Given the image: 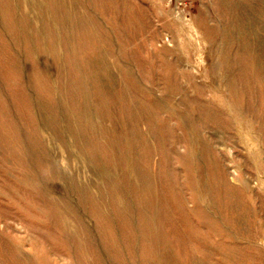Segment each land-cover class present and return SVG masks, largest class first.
Wrapping results in <instances>:
<instances>
[{
    "label": "rangeland",
    "instance_id": "1",
    "mask_svg": "<svg viewBox=\"0 0 264 264\" xmlns=\"http://www.w3.org/2000/svg\"><path fill=\"white\" fill-rule=\"evenodd\" d=\"M0 264H264V0H0Z\"/></svg>",
    "mask_w": 264,
    "mask_h": 264
}]
</instances>
